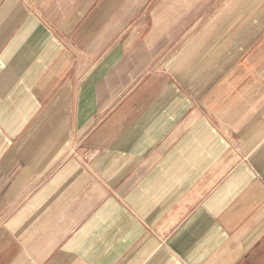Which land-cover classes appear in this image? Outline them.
I'll list each match as a JSON object with an SVG mask.
<instances>
[{"label": "crops", "instance_id": "0c3cea01", "mask_svg": "<svg viewBox=\"0 0 264 264\" xmlns=\"http://www.w3.org/2000/svg\"><path fill=\"white\" fill-rule=\"evenodd\" d=\"M0 264H264V0H0Z\"/></svg>", "mask_w": 264, "mask_h": 264}]
</instances>
